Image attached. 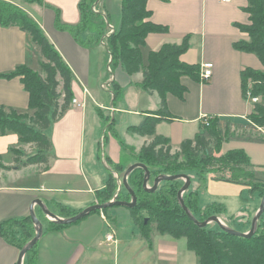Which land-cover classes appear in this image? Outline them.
<instances>
[{"label": "crops", "instance_id": "obj_1", "mask_svg": "<svg viewBox=\"0 0 264 264\" xmlns=\"http://www.w3.org/2000/svg\"><path fill=\"white\" fill-rule=\"evenodd\" d=\"M43 2V5L28 3L24 9L37 21L71 69L72 100L76 99V103L71 100L70 107L50 129L52 148L48 166L36 171L25 166L23 169L27 170L23 173L22 168L15 167L6 172V177H9L7 182L0 181V223L12 217L29 216L31 202L35 199L62 218L65 217L54 208L56 204L80 211L96 203V191L104 187L107 177L94 168L96 160L104 164L98 153L113 162L120 159L118 146L111 137H101L110 145V150L105 152L100 145H96L97 136L93 134L89 158L93 162L92 169L88 170L85 166L88 108L92 107L94 122L98 115L107 111L104 115L108 129L114 127L116 112L123 113L127 121L126 132L146 117L159 116L153 114L160 108L157 92L148 93L138 86L143 78L142 72L128 75L121 65H117L109 74V57L102 43L83 46L71 33L56 27V11L61 23L74 25L79 21L80 0ZM97 4L96 9L107 17L108 24L114 27L119 23L121 0H98ZM246 5L247 0H147L150 20L166 25L168 32H151L146 36L142 47L144 63L149 51H157L163 44H179L188 35V47L180 55V61L199 66L205 62L213 64L207 81H195L187 76L181 78V83L186 86L183 98L167 94L169 115L161 116L155 125V133L168 138L171 146H180L183 141L194 139L200 133L205 118L248 120L252 105L242 96L241 71L248 67L262 69L263 66L255 54L233 46L234 42L248 38L235 25L249 22V15L244 10ZM87 34L83 32L82 37ZM39 61L40 53L26 32L17 26H0V74L9 73L19 65L38 71ZM112 84L120 88L118 97ZM128 93H134L135 103H130L128 98L126 100ZM0 105L20 112L28 110V92L19 76H0ZM135 135V140L142 143L147 138ZM20 143L16 133L0 134V159L12 158V153L22 146ZM248 155L257 169H263L264 160L259 161L254 152ZM233 187L236 190L231 191L232 194L245 200L242 192L246 187L236 183ZM242 199L241 202L249 206L238 208L242 209L237 212L240 219L237 222L242 224L246 218L245 221L249 222L247 229L262 198L254 200L253 204ZM32 208L40 221L42 217L51 220L36 203ZM222 219L225 220V216H221ZM42 225L43 233L35 244L32 264H198L197 256L194 257L186 242L182 247L179 245V238L158 235L148 243L133 229L130 234H126L129 231H119L120 227L108 222L104 211L91 212L58 229L46 230ZM107 233L113 235L112 240H106ZM19 251L0 234V264H17Z\"/></svg>", "mask_w": 264, "mask_h": 264}, {"label": "trees", "instance_id": "obj_2", "mask_svg": "<svg viewBox=\"0 0 264 264\" xmlns=\"http://www.w3.org/2000/svg\"><path fill=\"white\" fill-rule=\"evenodd\" d=\"M24 1L44 4L43 0ZM146 2L147 0H121L119 23L109 34H107L109 22L107 17L100 10L93 9L98 5V0H80L78 4L80 17L74 25L61 23L56 11V27L71 33L83 46L102 43L109 57L108 65L111 67L109 74L117 65H121L128 75L142 72L143 78L138 86L148 93L157 92L160 97V108L154 112L159 115L158 117H146L138 126L129 128L131 132L152 137L147 145L139 149L133 163L140 162L148 168L150 186L154 178L159 175L181 173L187 175L186 172L191 171L195 175L196 185L193 187L189 185L182 193L184 204L200 222L212 215L220 218L225 216V208L222 205L208 204L201 208L198 204L197 189L205 184V171L219 172V176L216 175L214 179L256 188L261 198L264 194V181L256 176L257 167L251 163L243 149H229L216 157L215 153L220 150L223 135L227 134V128L223 129L222 126L224 119L219 117L205 118L200 133L194 139H187L180 144L179 149L182 153L180 160L169 155L170 140L157 135L155 125L162 115H169L166 104L167 94L183 98L186 86L181 83V78L187 76L200 81V66L180 61V55L188 47V35L184 36L179 44H163L157 51H149L144 63L142 47L146 36L151 32H168L166 25L150 20L151 11L147 9ZM244 10L249 15V22L235 23V25L245 32L248 38L234 42L233 46L237 50L255 54L263 68L248 67L241 71L242 96L247 100L248 91L252 97H258L259 100L252 104V110L247 116L248 122L240 123V126L245 129H262L263 131L259 132L261 135H251L245 139L264 141V0H247ZM0 26H17L31 37L40 53L39 67L43 73L42 75L41 72H36L26 65H19L9 73L0 74L3 77L19 76L28 92L27 112L0 105V134L16 133L23 144L34 143L37 152L23 163L25 166L44 164L47 167L52 143L44 131L69 108L73 97L71 90L73 74L37 21L19 4L10 0H0ZM83 32H88L84 38ZM113 90L118 97L120 88L114 86ZM158 144L163 145L157 149ZM164 146H167L165 152ZM98 156L100 157V153ZM17 159L14 158L15 161ZM108 162L112 168L118 164L110 159ZM115 169L118 171L117 168ZM107 170L108 176L104 187L96 191V199L99 203L110 201L117 189L116 178L109 169ZM225 171L228 175L223 174ZM144 172L143 168L136 167L127 177L128 185L136 196V204L128 209L133 216L142 211L148 215L147 221L144 223L143 218L140 226L144 232L148 231L147 225L155 220L161 233H167L174 238L184 237L187 248L197 256L198 264H264L263 214L258 219L251 236L231 234L215 222L216 226H211L210 223L204 227L198 226L187 216L179 203L177 193L184 184L181 182L182 178L163 180L154 191H146L143 187ZM117 199L130 201L131 198L127 190L122 189L118 192ZM54 208L64 217L79 212L58 204ZM229 218L235 220L233 215ZM41 219L46 230L65 226L47 218ZM135 220L137 221L138 218ZM232 220L225 223L226 226L240 232H247L250 229V226L246 229V225L249 224L245 221L246 218L243 219L242 224L239 222L240 225H236ZM0 234L20 250L35 235V228L30 216L12 217L0 223ZM144 237L150 243L147 235ZM34 259L35 246L25 253L23 264H32Z\"/></svg>", "mask_w": 264, "mask_h": 264}, {"label": "rangeland", "instance_id": "obj_3", "mask_svg": "<svg viewBox=\"0 0 264 264\" xmlns=\"http://www.w3.org/2000/svg\"><path fill=\"white\" fill-rule=\"evenodd\" d=\"M10 1L19 4L22 8H26V5L28 4L24 0H10ZM122 69H123V67H122ZM34 71L40 72L39 69H38V71L37 70H34ZM41 74L43 75L42 72H41ZM127 98L129 99L130 103H135L134 93H128L126 95V100H127ZM69 107H70V105H69ZM91 111H93L92 107L88 108L87 118H86L87 125H86V138H85L86 149L85 150H86V157L87 158H85V166L87 165V169L88 170L92 169L91 163H93V162H91L89 158H90V149H91V137L93 134H95V136H97L96 145L97 146L100 145L102 147V149H104L105 152H107L108 149L110 150V145L107 144V141H104L103 138H101L105 135L108 138L111 137L116 142V144L118 146V158L120 159V162H117L118 164L115 166V168H117L118 171L115 168H112L110 166L108 159H106L102 155V153L100 154V158H102L104 164L100 160H96V162L94 163V168H96L98 171H101V173L103 175H106V176H108V170L107 169L110 170L112 168L110 171L112 172V175L117 180V189H116V192L114 193V195L112 196V198L110 199V201H111L113 199H117L118 192L120 190L125 189L123 187L122 181H121L125 169L135 161V157L137 156L139 149L142 146L147 145L152 140V137L147 136V138L145 140H143V143L140 140L136 141L135 140L136 139L135 132L134 133L131 131L126 132V129L124 128L127 121H126V119H124L123 113L116 112L114 127H110L108 129V125L106 123V121H107L106 115H104L105 112H107V111H104L101 115H98L97 116L98 119L95 120V122L92 119V112ZM29 112L31 113L32 111H29ZM153 114H155V113H153ZM127 117H128L127 119H129L130 115H128ZM122 118H123V120H121ZM55 121H57V120H55ZM55 121L52 122L51 127H49L47 130L44 131L48 137H49V134L51 132L50 129H52V125ZM243 122H248V120H245L243 118L238 119V120L237 119H224L223 120L222 126H223V129H224V127L227 128V134L225 136L223 135V142H222V145L220 147V150H218V152L215 153V155H217L216 157H219V155H221L223 152H225L229 149H239L240 148V149H243L247 155L248 154L253 155V152H254V154L257 156V159L259 161L264 160V141L249 140L248 138L245 139L246 137H249L251 135L252 136L261 135V133L259 134V132H260L259 129H257V128L245 129V128L240 126V123H243ZM121 142H122V144H121ZM20 145H22V146H20L16 151H14L12 153V158L7 159L4 157V158L0 159V181L7 182L9 177L8 176L6 177V175H5L6 172L7 173L11 172L12 169H14L15 167L23 169L25 167V164L23 162L29 156H31L37 152V148H36V145L34 143H24V144L20 143ZM161 145H163V144H158L156 148L157 149L160 148ZM211 145H213L212 142H211ZM166 149H167V146H164L163 151L165 152ZM168 153L170 156H172V158H176L179 160L182 158V153L180 152L179 146H175V147L171 146V149ZM13 157L14 158L17 157L18 159L15 161V160H13ZM252 158H254V157H252ZM26 166L32 167L31 169L36 171V169L42 168L44 166V164H31V165L28 164ZM262 168L264 169V167H262ZM263 169H261V170L255 169L256 176L258 177V179H261V181H264V170ZM26 170L27 169H23L22 173L25 172ZM22 173H21V175H22ZM186 173H187V175H190V177H191L190 186L193 187L194 185H196L195 175L191 171H187ZM219 174H220L219 172L207 173L205 171V178H206L205 184L202 187H200L199 189H197L198 204L201 208H204L206 205H208L210 203H215V204L220 203L221 205H223L225 207V214L224 215L226 218L225 220L222 219L224 224L227 222H230L232 220L229 218V216H231V215H233V219L240 220L237 212L240 209L244 208L245 206H249V205H246L245 201H249L250 203L253 204V201L254 200L256 201L260 197L259 190L256 188H253L251 186H245L246 188L242 192V194H244L243 197L245 198V200H243L241 198L242 201L245 202V204H243L241 202V199H239L238 197H236L232 194L233 190H236L234 187L232 188V185H234L233 182H227V181H223V180L213 178L216 175L219 176ZM223 174L228 175L226 171L223 172ZM21 180L25 181V179H23V178H21ZM28 180L37 181V179H28ZM181 182L183 183L184 179H182ZM239 185L243 186L241 184H239ZM148 186H150V185L148 184ZM226 192H228V193H226ZM96 203H99V201L96 200ZM260 203H261V199H260ZM260 203L258 205V209H259ZM241 205H242V208H240L238 210V208ZM103 211H104V213H106V218H107L108 222H110V223L112 222L115 227L116 226L120 227L119 231H121V232L126 233L127 231H129L126 234H130L131 230L133 229L134 231L137 232L138 235L143 237V239H145L144 236L147 235L148 239H150V242H151V239H153L155 236H158V235H167V237L171 236L167 233H161L160 232L161 230H158V228H157L158 224L155 222V220H152V222H150V224L147 225L146 228L148 231L144 232V230H142V228L140 226L142 223V219L144 218V223H145V219H147V217H148V215L145 211H142L135 216H133L132 213L130 212V210L124 206H115L112 208L108 207L105 210L103 209ZM262 214H263L262 215V217H263L264 212ZM135 218H138V220L136 221ZM235 220H232V222H234L236 225H240ZM209 225L216 226L214 222H210ZM237 227L240 228V226H237ZM250 227H251V221H250ZM178 240H179V245L182 247L183 243L185 242L184 237H181ZM191 253H193V252H191ZM193 255L195 257L194 253H193ZM180 260H181V256H180ZM179 264H185V263L179 262ZM190 264H192V263H190Z\"/></svg>", "mask_w": 264, "mask_h": 264}, {"label": "water", "instance_id": "obj_4", "mask_svg": "<svg viewBox=\"0 0 264 264\" xmlns=\"http://www.w3.org/2000/svg\"><path fill=\"white\" fill-rule=\"evenodd\" d=\"M136 167H141L144 169V179H143V187L146 191H154L158 184L163 181V180H174V179H178V178H182L184 179V184L182 185V187L179 189L177 196H178V200L180 205L182 206L183 210L185 211V213L187 214V216L194 222L196 223L198 226L204 227L206 226L208 223L210 222H215L217 223L223 230L231 233V234H235V235H241V236H251L256 228V224L258 219L260 218V216L262 215V213L264 212V194L262 196L261 199V203L259 206V209L257 210V212L254 214L252 220H251V227L247 232H240L237 230H234L228 226H226L221 220L220 218H218L215 215L209 216L207 219L203 220V221H198L193 214L189 211V209L187 208V206L184 204V201L182 199V193L189 187L190 185V177L186 174H173V175H159L157 177L154 178L153 184L152 186H148V181H149V170L148 168L140 163V162H136V163H132L130 164L124 171L123 176H122V185L124 186V188L127 190V192L130 195V201H126V200H118V199H113L111 201L105 202V203H94L82 210H80L79 212H77L75 215L70 216V217H59L57 216L55 213H53L52 211H50L49 209H47L46 207H44L43 203L39 200V199H35L31 202L30 205V209H29V216L33 222L34 228H35V235L32 237V239H30L24 246L22 249H20L19 251V256H18V260H17V264H22V259L25 255V253L30 250L31 248H33L35 246V244L37 243L38 239L40 238V236L43 233V225L42 222L39 220V218L36 216L32 205L34 203H36L37 205H39L44 213L46 215H48L51 220L56 221L59 224H71L74 223L80 219H82L84 216H86L87 214L97 211V210H103L106 209L108 207H113V206H124L127 208H131L136 204V196L134 194V192L130 189L128 182H127V177L128 174ZM147 221V219H145V222Z\"/></svg>", "mask_w": 264, "mask_h": 264}, {"label": "built area", "instance_id": "obj_5", "mask_svg": "<svg viewBox=\"0 0 264 264\" xmlns=\"http://www.w3.org/2000/svg\"><path fill=\"white\" fill-rule=\"evenodd\" d=\"M93 9H96V8L93 7ZM112 31H113V27L110 24H108L107 34L111 33ZM212 68H213V64L211 62H205V63H202L200 65V72H199L200 81H203V82L207 81L211 77ZM108 70L110 71L109 66H108ZM246 95H247L246 101L248 103H250L251 105L259 100L258 97H255V96L252 97L250 92H248V91H247ZM72 101H73V103H76V99H73ZM205 121H206V119H205ZM206 124H207V122H206ZM112 238H113V235L111 233L106 234V240L109 241V240H112Z\"/></svg>", "mask_w": 264, "mask_h": 264}, {"label": "bare ground", "instance_id": "obj_6", "mask_svg": "<svg viewBox=\"0 0 264 264\" xmlns=\"http://www.w3.org/2000/svg\"><path fill=\"white\" fill-rule=\"evenodd\" d=\"M147 121V120H146Z\"/></svg>", "mask_w": 264, "mask_h": 264}]
</instances>
